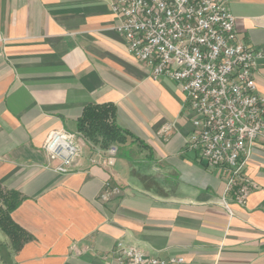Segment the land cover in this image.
<instances>
[{
	"label": "crops",
	"instance_id": "1",
	"mask_svg": "<svg viewBox=\"0 0 264 264\" xmlns=\"http://www.w3.org/2000/svg\"><path fill=\"white\" fill-rule=\"evenodd\" d=\"M227 7L238 39L261 52L254 80L264 98V0ZM116 25L108 0H0V184L23 197L11 216L31 236L13 252L0 231L2 259L118 264L121 241L186 264H264V142L244 162L250 190L239 205L227 174L187 148L192 126L178 85L153 80ZM94 103L114 104L130 133L112 166L77 132ZM57 129L83 144L65 174L46 167L43 151ZM113 186L120 192L102 198Z\"/></svg>",
	"mask_w": 264,
	"mask_h": 264
},
{
	"label": "built area",
	"instance_id": "2",
	"mask_svg": "<svg viewBox=\"0 0 264 264\" xmlns=\"http://www.w3.org/2000/svg\"><path fill=\"white\" fill-rule=\"evenodd\" d=\"M108 2L127 51L149 68L153 80L168 78L183 94L192 126L187 148L206 166L224 171L227 192L244 205L250 183L243 165L254 144L264 142V98L254 80L261 52L238 39L227 0ZM82 146L76 133L51 131L43 145L46 167L65 174ZM101 151L104 163L114 165L117 146ZM109 187L102 198L120 192ZM113 253L118 264H186L183 256L153 257L121 241Z\"/></svg>",
	"mask_w": 264,
	"mask_h": 264
},
{
	"label": "trees",
	"instance_id": "3",
	"mask_svg": "<svg viewBox=\"0 0 264 264\" xmlns=\"http://www.w3.org/2000/svg\"><path fill=\"white\" fill-rule=\"evenodd\" d=\"M77 132L87 143L102 149H107L113 143L124 145L130 137L127 130L117 125L116 107L112 103L86 105L77 120ZM22 199L18 191L5 189L0 184V231L8 237L13 252L19 251L23 244L31 239L11 216ZM0 264L17 263L4 261L0 253Z\"/></svg>",
	"mask_w": 264,
	"mask_h": 264
},
{
	"label": "rangeland",
	"instance_id": "4",
	"mask_svg": "<svg viewBox=\"0 0 264 264\" xmlns=\"http://www.w3.org/2000/svg\"><path fill=\"white\" fill-rule=\"evenodd\" d=\"M112 145H117L116 143H113ZM122 152H125L124 148L120 149Z\"/></svg>",
	"mask_w": 264,
	"mask_h": 264
}]
</instances>
